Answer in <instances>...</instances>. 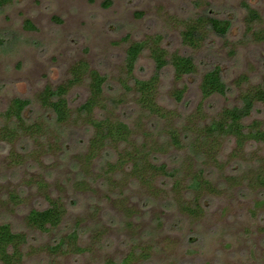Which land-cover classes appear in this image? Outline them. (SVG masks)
<instances>
[{
    "label": "rangeland",
    "instance_id": "1",
    "mask_svg": "<svg viewBox=\"0 0 264 264\" xmlns=\"http://www.w3.org/2000/svg\"><path fill=\"white\" fill-rule=\"evenodd\" d=\"M246 6L262 19L254 30L264 29V0H13L0 9V111L14 98L27 99L28 122L46 126L41 138L0 144V222L28 235L24 264H104L129 254L130 264H264V189L250 186L251 171L264 162L263 144L249 143L240 156L234 152V141L226 140L217 163L202 155L189 159L184 151L158 156L156 162L170 167L186 162L177 193L173 180H159L152 190L125 174L113 175L116 188H112L104 179L94 178L102 173L103 158L95 161L90 174L79 161L91 128L84 123L59 126L36 101L44 87L64 83L70 69L85 61L107 78L105 96L124 100L116 114L129 124L134 139L140 129L150 134L149 142L166 139V121L140 111L133 94L122 86L123 81L131 85L124 71L127 47L160 35L169 53L194 58L197 72L181 82L175 81L171 67L162 74L158 101L172 122L179 120L178 115L182 122L196 111L202 76L221 68L228 94L203 104L208 115L215 116L222 108L239 104L242 77L255 84L264 76V42L247 35ZM202 13L229 20L231 29L224 38L213 36L203 49L193 51L181 42L182 22ZM27 20L34 30L26 29ZM153 73L154 64L145 52L134 74L148 79ZM86 84L67 96L74 111L88 97ZM183 87L184 98L177 102L174 89ZM253 119L264 120V111L254 113ZM198 170L217 192L205 193L200 201L203 212L191 217L177 199L191 203L186 179ZM79 181L88 182L91 190L78 191ZM40 184H46L45 192ZM10 193L20 197L19 205L12 203ZM45 193L67 207L63 223L48 233L25 224L31 209L47 206ZM76 228L83 254L47 250Z\"/></svg>",
    "mask_w": 264,
    "mask_h": 264
},
{
    "label": "trees",
    "instance_id": "2",
    "mask_svg": "<svg viewBox=\"0 0 264 264\" xmlns=\"http://www.w3.org/2000/svg\"><path fill=\"white\" fill-rule=\"evenodd\" d=\"M13 0H0V9L11 4ZM247 8V35L255 42H264V29L254 30L257 23L261 22L259 13ZM26 29L34 30L30 21L25 23ZM181 42L193 50L203 49L213 36L224 38L231 29L229 20L219 19L208 13H202L194 18L182 22ZM160 35L149 37L142 41L131 42L126 49L124 71L131 85L122 83L127 93L133 94L135 105L140 111L165 120L163 131L165 138L159 141H148L149 133L140 131L134 139V131L129 124L116 114L124 100L110 101L105 96L107 78L97 70L90 69L85 61H80L69 71L68 79L57 86H46L37 95L36 101L41 108L50 111L56 124L67 126L70 124L84 123L91 128V136L87 142L84 154L79 155L83 171L90 174V169L96 160L103 158L102 173L94 178H102L106 184L116 188L113 175L125 174L134 178L142 187L154 189L159 180L170 179L174 184L173 192L182 185L181 176L186 173L184 164L170 167L167 163H158L156 159L161 155H169L171 150L184 151L188 156L201 157L217 163L219 150L226 140L235 144V154L242 156L249 143L264 145V120L253 119L254 113L264 111V76L252 84L248 77L240 79L239 104L222 108L215 116L208 115L203 105L214 97H226L228 87L224 81L223 71L215 67L206 72L200 81L199 91L201 102L196 111L187 118L172 122L169 112H162L159 105V89L164 70L171 67L176 82L192 76L197 72V64L193 57L182 55L179 52L169 53L162 45ZM148 52L154 64V73L148 79H140L134 71L141 56ZM86 84L88 97L74 111L68 101L69 92ZM243 86V87H242ZM186 88L174 89L173 97L177 102H182ZM31 102L27 99L14 98L4 111H0V144H13L20 138H41L46 133L44 123H29L25 112ZM251 120V121H250ZM177 123V125L175 124ZM180 123V124H179ZM179 124V125H178ZM152 135V134H151ZM114 155V157H112ZM112 157V158H111ZM195 157V158H196ZM114 158V159H113ZM130 168L129 173L125 169ZM252 172V187L264 189V162L262 167ZM92 175V174H91ZM204 171L191 172L187 177V189L193 194L191 203L177 199L182 211L191 217L200 216L203 212L200 203L201 197L207 194H216V187L205 178ZM96 179V181H97ZM39 189L45 185L40 184ZM78 191L91 190L86 181L75 184ZM181 194V193H179ZM183 195V194H181ZM10 200L14 205L20 204V197L10 193ZM181 198V197H180ZM47 206L43 209H31L26 216L25 224L28 229L48 233L56 230L62 223L67 213V207L60 198H51L44 194ZM76 228L69 235L61 237L54 246H47L51 254H83L85 249L78 245L80 232ZM28 243L25 232H16L11 224L0 222V264H24V246ZM132 254L122 261L108 259L104 264H130Z\"/></svg>",
    "mask_w": 264,
    "mask_h": 264
}]
</instances>
